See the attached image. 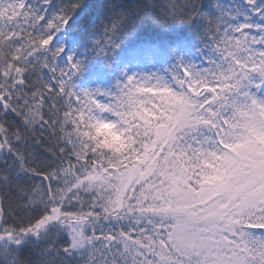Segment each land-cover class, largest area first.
<instances>
[{
	"label": "snow or ice",
	"instance_id": "6c2138e0",
	"mask_svg": "<svg viewBox=\"0 0 264 264\" xmlns=\"http://www.w3.org/2000/svg\"><path fill=\"white\" fill-rule=\"evenodd\" d=\"M80 7L0 0V264H264V0H214L200 63L113 92L54 42Z\"/></svg>",
	"mask_w": 264,
	"mask_h": 264
},
{
	"label": "trees",
	"instance_id": "16d2710c",
	"mask_svg": "<svg viewBox=\"0 0 264 264\" xmlns=\"http://www.w3.org/2000/svg\"><path fill=\"white\" fill-rule=\"evenodd\" d=\"M72 0H53L57 8L67 6ZM186 0H81V7L73 15L69 25L57 35L54 41L65 48L67 54L83 61L82 71L73 82L76 91L93 90L85 82L92 79L96 71H105L106 77L125 65L134 50L144 47H158L169 54L171 62L180 47L188 52L198 63L201 62L203 39L206 32L204 17L212 14L214 0H192L201 10V18L195 22L173 20L170 3L182 4ZM227 3L228 0H221ZM238 3L239 0H234ZM124 13L128 23L119 31H111L110 21ZM107 30V34H106ZM120 41V47L107 56L94 51L97 41L108 44ZM99 51V49H97ZM63 64V60H61ZM109 70V72H107Z\"/></svg>",
	"mask_w": 264,
	"mask_h": 264
},
{
	"label": "rangeland",
	"instance_id": "374dc122",
	"mask_svg": "<svg viewBox=\"0 0 264 264\" xmlns=\"http://www.w3.org/2000/svg\"><path fill=\"white\" fill-rule=\"evenodd\" d=\"M158 47H144L131 52L129 58L125 60V65L119 67L111 77H106L105 71H98L92 74V79L85 82V84L92 87L93 90L100 89L104 92H113L117 83L121 82L125 73L131 75L134 73L148 74V73H162L168 69L179 58L185 61L195 62L193 56L188 52L187 48L180 47L174 60ZM109 72V70H107ZM59 73H57L58 75ZM77 76L73 78V82L77 81Z\"/></svg>",
	"mask_w": 264,
	"mask_h": 264
}]
</instances>
